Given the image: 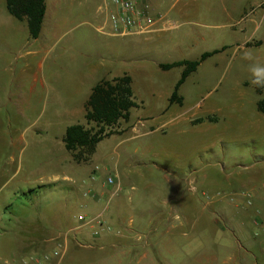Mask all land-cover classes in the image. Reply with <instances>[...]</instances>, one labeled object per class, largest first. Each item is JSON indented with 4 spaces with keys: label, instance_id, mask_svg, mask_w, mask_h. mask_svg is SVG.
I'll use <instances>...</instances> for the list:
<instances>
[{
    "label": "rangeland",
    "instance_id": "rangeland-1",
    "mask_svg": "<svg viewBox=\"0 0 264 264\" xmlns=\"http://www.w3.org/2000/svg\"><path fill=\"white\" fill-rule=\"evenodd\" d=\"M52 2L53 28L46 20L34 40L0 0V264H22L13 254L29 260L33 241L94 217L92 194L100 211L131 207L127 220L147 224L137 233L171 240L178 253L164 264H264V90L255 83L264 80V5L230 15L220 0H151L181 27L121 38L95 29L101 0H47V10ZM215 51L170 106L186 66H160ZM125 74L138 104L130 122L89 163H75L66 130L87 126L84 107L100 81ZM139 120L146 134L133 138ZM170 210L176 229L156 232Z\"/></svg>",
    "mask_w": 264,
    "mask_h": 264
},
{
    "label": "crops",
    "instance_id": "crops-1",
    "mask_svg": "<svg viewBox=\"0 0 264 264\" xmlns=\"http://www.w3.org/2000/svg\"><path fill=\"white\" fill-rule=\"evenodd\" d=\"M147 2L151 5L153 14L163 19V22L157 26V30L154 33L171 31L181 27V23L170 17V11L157 13L154 11L157 10V5L152 3L151 0H147ZM220 3L224 6L227 4L230 5L231 11H229V14L231 15L232 12H238L241 5L242 7L243 5L263 6L264 0H220ZM54 5L57 6V3H51L49 10L46 11L44 20V23H46V20L48 21L47 25L50 28H53V26H51L53 13L50 14L49 11H55ZM190 6L191 4L189 1L184 3L183 10L181 11L184 18H189L188 13ZM188 21L189 20L183 24L189 23ZM168 23L174 24L175 27H168ZM146 123V121L139 120L130 126L133 138L146 134L142 132V128L145 127ZM122 189L123 184L118 182L112 197L120 193ZM136 189V184H132L131 191H136ZM140 195L141 193L138 191L135 193L134 197L137 198ZM135 198L133 199L132 196H130L128 199L132 207L135 206ZM91 203H94V205L91 206L90 210L95 213L92 219H100L104 224L103 226L94 221V223L88 227L86 226L87 230L83 232L81 229H75L76 227H70L68 231L75 229L70 237H66V231L59 233L57 236L42 239L40 241L36 240L30 243L28 249L29 252L31 251L30 254L32 257L29 260L23 255L13 254V257L20 260L22 264H37L36 261L45 264H143V262L146 264H164L168 262L166 259L167 256L176 259L178 251L173 247V242L171 240L164 241L161 239L163 234L157 232L163 227L166 228V234H170L176 229L174 227L175 225L171 224L169 218L172 216V210L168 212L167 217L158 219L159 222L156 227H154L157 235L153 241H151V238H148L151 234L143 236L137 233L147 229L146 223L134 224L132 218L127 220V214L130 210H133L131 207H123V205L118 204L115 205L112 210L108 208L105 211H100L99 199ZM96 232H98V234H96ZM78 234L81 235V242L79 243ZM59 248L63 250L62 257H54V251ZM189 248V246H186L183 248L182 252L189 254ZM45 256H49L48 261L44 260ZM8 262L9 260L6 259L5 264H8Z\"/></svg>",
    "mask_w": 264,
    "mask_h": 264
},
{
    "label": "trees",
    "instance_id": "trees-1",
    "mask_svg": "<svg viewBox=\"0 0 264 264\" xmlns=\"http://www.w3.org/2000/svg\"><path fill=\"white\" fill-rule=\"evenodd\" d=\"M9 14L18 21H27L29 34L32 39L41 35L46 16V0H6ZM213 53L203 54L199 62L182 61L171 65H161L164 70L178 66H186L181 79L172 93L169 104H182L178 91L186 79L197 70L202 61ZM257 91L264 90V80L257 78ZM132 78L125 74L112 80H102L93 89L85 106V120L87 126L74 125L66 130L63 142L65 149L71 154L73 161L79 165L87 164L97 151L99 143L106 138L121 134L117 128L121 122L130 121L131 110L137 108ZM259 110L264 113V101L260 102Z\"/></svg>",
    "mask_w": 264,
    "mask_h": 264
},
{
    "label": "built area",
    "instance_id": "built-area-1",
    "mask_svg": "<svg viewBox=\"0 0 264 264\" xmlns=\"http://www.w3.org/2000/svg\"><path fill=\"white\" fill-rule=\"evenodd\" d=\"M96 15L99 21L96 30L100 34L109 37L125 38L129 36L150 35L156 32L157 26L163 22L160 16L153 14L152 7L147 0H101L97 6ZM168 27H175V25L168 23ZM108 183L113 184L114 179L110 178ZM91 196L93 201L98 199L96 194H92ZM77 220L79 227L77 226L75 229L78 230L91 225L94 221L99 225H104L100 219H89L86 215H79ZM75 229L67 231L66 237L72 236ZM62 255V248L55 250L53 253L54 257L61 258ZM44 260L48 261L49 256H45ZM36 263L45 264L38 261Z\"/></svg>",
    "mask_w": 264,
    "mask_h": 264
},
{
    "label": "clouds",
    "instance_id": "clouds-1",
    "mask_svg": "<svg viewBox=\"0 0 264 264\" xmlns=\"http://www.w3.org/2000/svg\"><path fill=\"white\" fill-rule=\"evenodd\" d=\"M255 83H257V84H261L262 82H261V81H259V80H257V81H255Z\"/></svg>",
    "mask_w": 264,
    "mask_h": 264
}]
</instances>
